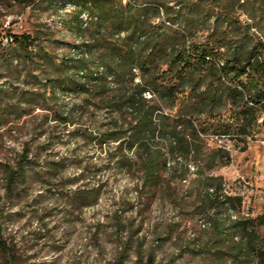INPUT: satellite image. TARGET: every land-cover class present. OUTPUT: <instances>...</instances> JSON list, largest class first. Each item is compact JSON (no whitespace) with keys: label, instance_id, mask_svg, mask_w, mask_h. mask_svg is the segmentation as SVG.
<instances>
[{"label":"trees","instance_id":"trees-1","mask_svg":"<svg viewBox=\"0 0 264 264\" xmlns=\"http://www.w3.org/2000/svg\"><path fill=\"white\" fill-rule=\"evenodd\" d=\"M60 2L75 4L65 20L74 39L65 42L63 52L47 49L32 34L3 26L0 30V58L9 79L19 78L22 70L28 75L41 69L35 76L40 87L20 93L19 104L31 106L24 110L14 106L17 117L41 101L68 93L79 95L84 105L106 110L108 120L85 129L83 135L99 145L116 142L111 156L122 165L137 167L140 189L160 182L168 157L175 159L172 169L180 178L188 172L183 160L193 159L197 168L191 185L210 201L223 204L211 218L206 248L214 249L218 264L228 260L264 264V214L244 215L241 196L221 194L222 178L212 171L223 163L224 149L210 145L207 137H229L245 149L261 131L264 0ZM5 93L0 85V99ZM9 111H0V124L8 121ZM56 119L74 122L73 110L59 111ZM26 145L13 161L1 163L7 194L14 193L32 166ZM124 147L135 149L136 158L124 154ZM102 187L97 183L74 190L75 207L96 202ZM0 251L12 264L14 244L2 223ZM153 263L149 255L147 264Z\"/></svg>","mask_w":264,"mask_h":264},{"label":"rangeland","instance_id":"rangeland-1","mask_svg":"<svg viewBox=\"0 0 264 264\" xmlns=\"http://www.w3.org/2000/svg\"><path fill=\"white\" fill-rule=\"evenodd\" d=\"M74 8V3L60 0L0 4V30L3 26L32 34L47 49L63 52L65 42L74 39L65 25ZM82 18L86 20L87 14ZM4 69L0 58V85L6 92L0 111L10 110L8 121L0 124V223L14 244L12 264H147L149 255L153 264H218L214 249L206 245L213 213L223 204L210 201L191 185L197 168L193 159H181L188 172L180 178L172 169L175 159L168 157L160 182L140 189L137 167L122 165L111 156L116 142L99 145L83 135L108 120L106 110L84 105L79 95L68 93L41 101L17 117L13 107L30 108L19 104L20 93L40 87L35 76L41 69L28 75L22 70L14 80ZM69 109L74 122L56 119L59 111ZM207 137L210 145L224 149L223 163L212 171L222 178L221 194L241 196L242 212L264 214V123L245 149L229 137ZM24 143L32 166L14 193L7 194L1 163L13 161ZM123 153L136 158L133 148L124 147ZM97 183L103 184L98 200L75 207L74 190ZM231 215L237 217L233 210ZM0 264H7L1 251Z\"/></svg>","mask_w":264,"mask_h":264},{"label":"built area","instance_id":"built-area-1","mask_svg":"<svg viewBox=\"0 0 264 264\" xmlns=\"http://www.w3.org/2000/svg\"><path fill=\"white\" fill-rule=\"evenodd\" d=\"M145 94H150V93L149 92H146ZM242 214L249 215V213H245V212H242ZM208 224H210V223H208Z\"/></svg>","mask_w":264,"mask_h":264},{"label":"bare ground","instance_id":"bare-ground-1","mask_svg":"<svg viewBox=\"0 0 264 264\" xmlns=\"http://www.w3.org/2000/svg\"><path fill=\"white\" fill-rule=\"evenodd\" d=\"M235 217V216H234Z\"/></svg>","mask_w":264,"mask_h":264}]
</instances>
